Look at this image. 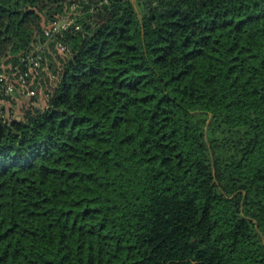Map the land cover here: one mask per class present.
Here are the masks:
<instances>
[{
  "label": "trees",
  "instance_id": "obj_1",
  "mask_svg": "<svg viewBox=\"0 0 264 264\" xmlns=\"http://www.w3.org/2000/svg\"><path fill=\"white\" fill-rule=\"evenodd\" d=\"M30 52L0 264H264V0H0V74Z\"/></svg>",
  "mask_w": 264,
  "mask_h": 264
},
{
  "label": "built area",
  "instance_id": "obj_2",
  "mask_svg": "<svg viewBox=\"0 0 264 264\" xmlns=\"http://www.w3.org/2000/svg\"><path fill=\"white\" fill-rule=\"evenodd\" d=\"M72 24L71 20L60 19L59 21L52 22L46 30L45 34L51 36V33L58 32L60 30L67 29ZM42 54L30 52L23 55L17 65L12 69L11 73H1L0 83L9 82L4 87L5 95H12L14 92H18L19 95L29 98L36 95V91L30 90L27 82L31 75L35 73L42 62ZM14 85H18L16 88Z\"/></svg>",
  "mask_w": 264,
  "mask_h": 264
},
{
  "label": "rangeland",
  "instance_id": "obj_3",
  "mask_svg": "<svg viewBox=\"0 0 264 264\" xmlns=\"http://www.w3.org/2000/svg\"><path fill=\"white\" fill-rule=\"evenodd\" d=\"M49 62H47V66L51 65ZM47 66L45 68H48ZM40 73L39 72L34 73L35 76L33 77V79H31L30 84H32V85H42L43 81L44 82L47 81V79H44L45 78L44 72H43L44 75L43 74L40 75ZM36 95H38V99L35 100L36 104H38V103L40 104L41 101H42L41 105L44 104L45 101L43 99V96L41 94L40 95L37 94V92H36ZM25 101H26V103H28L27 100H25ZM19 102H20V104H17L15 102V100H12V101H9L8 103H5L4 107H5V112H6L7 116L15 118V119H18L20 117L21 108L24 107V103L21 104L22 103L21 100Z\"/></svg>",
  "mask_w": 264,
  "mask_h": 264
},
{
  "label": "crops",
  "instance_id": "obj_4",
  "mask_svg": "<svg viewBox=\"0 0 264 264\" xmlns=\"http://www.w3.org/2000/svg\"><path fill=\"white\" fill-rule=\"evenodd\" d=\"M14 100H15V102H16L17 104H20L18 97H16ZM40 100H41V99H40ZM41 103H42V101L40 102V104L38 103V105H41ZM21 104H22V103H21Z\"/></svg>",
  "mask_w": 264,
  "mask_h": 264
},
{
  "label": "water",
  "instance_id": "obj_5",
  "mask_svg": "<svg viewBox=\"0 0 264 264\" xmlns=\"http://www.w3.org/2000/svg\"><path fill=\"white\" fill-rule=\"evenodd\" d=\"M207 131V130H206Z\"/></svg>",
  "mask_w": 264,
  "mask_h": 264
}]
</instances>
